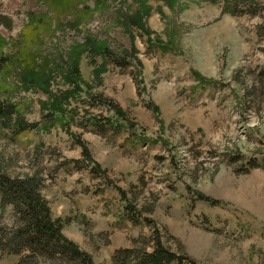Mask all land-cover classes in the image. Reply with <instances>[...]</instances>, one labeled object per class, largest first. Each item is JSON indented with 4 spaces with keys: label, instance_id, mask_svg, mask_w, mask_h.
I'll use <instances>...</instances> for the list:
<instances>
[{
    "label": "rangeland",
    "instance_id": "1",
    "mask_svg": "<svg viewBox=\"0 0 264 264\" xmlns=\"http://www.w3.org/2000/svg\"><path fill=\"white\" fill-rule=\"evenodd\" d=\"M0 168L93 264H264V0H0Z\"/></svg>",
    "mask_w": 264,
    "mask_h": 264
},
{
    "label": "trees",
    "instance_id": "2",
    "mask_svg": "<svg viewBox=\"0 0 264 264\" xmlns=\"http://www.w3.org/2000/svg\"><path fill=\"white\" fill-rule=\"evenodd\" d=\"M85 154L91 160L87 152ZM0 197L1 208L10 205L13 212L9 225L0 222V249L13 254L25 252L22 264H39L40 260L59 264H93L89 254L62 234L63 222L52 217L41 194L40 179L36 176H11L0 168ZM126 256L124 258L129 257ZM169 259V254L158 249L150 255L141 252L133 261L134 264H163Z\"/></svg>",
    "mask_w": 264,
    "mask_h": 264
}]
</instances>
